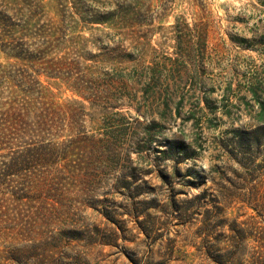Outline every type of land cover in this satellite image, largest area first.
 <instances>
[{
  "label": "rangeland",
  "instance_id": "374dc122",
  "mask_svg": "<svg viewBox=\"0 0 264 264\" xmlns=\"http://www.w3.org/2000/svg\"><path fill=\"white\" fill-rule=\"evenodd\" d=\"M0 84V113L11 102L20 108L29 91L53 109L79 102L73 120L61 121L58 142H75L73 162L85 144L90 172L103 184L97 194L71 193L65 205L76 211L56 213L55 225L41 228L50 242L44 258L0 256V264H215L200 252L195 198L214 182L244 175L236 163L225 172L227 162H254L253 176L264 172L257 168L264 146L248 134L264 104V0H0ZM154 121L160 125L152 148L166 144L167 160L158 150L137 152L135 142ZM155 162H171L170 171L172 162H182L173 186L183 180L197 186L177 197L193 224L177 219L161 192L149 211L159 223L156 242L117 229L116 244L94 243L97 228L109 234L99 211L128 209L119 179ZM156 176L144 178L156 187ZM68 222L85 224L81 240L69 238L76 235ZM205 233L212 242L220 238L218 231ZM11 249V241L0 246Z\"/></svg>",
  "mask_w": 264,
  "mask_h": 264
},
{
  "label": "trees",
  "instance_id": "16d2710c",
  "mask_svg": "<svg viewBox=\"0 0 264 264\" xmlns=\"http://www.w3.org/2000/svg\"><path fill=\"white\" fill-rule=\"evenodd\" d=\"M28 94L29 98L24 100L20 108L11 102L0 113V246L11 241L12 247L8 252H0V256L6 260L44 258V246L50 242H44L41 238V228L55 225L56 213L69 216L72 211H76L72 206L65 205V200L74 191L84 196L97 194L101 185L103 187L94 178L86 162L84 154L87 146L82 144L77 147L81 156L79 162H73L75 142L72 139L58 142L62 131L61 121L69 118L73 120L79 102L69 101L53 109L51 104L47 106L34 102L30 91ZM36 104L41 106L37 107ZM258 106L254 125L248 134L253 137L252 144L264 146V104L259 103ZM39 108L41 112L34 114ZM159 125V122L154 121L146 126L143 140L135 142V145L137 152L158 150L162 159L167 160L171 152L166 144L159 143L152 148L156 143L152 131ZM69 127V133H73V126ZM77 137L80 138V132ZM170 163L155 162L149 170L140 169L139 174H135L138 169H132L129 178L119 179L117 186L130 201L126 206L128 209L122 213L107 209L99 211L106 218L105 226L109 234H99L101 231L97 228L90 239L94 243L116 244L119 229L129 233L137 231L138 235H145L146 241L156 242L159 223L151 217L149 211L154 209L153 202L157 200L153 198L154 195L158 196L161 192L170 200L166 206L178 212L177 219L193 224L188 218V208H183L177 197L197 186L193 181L183 180L180 188L176 189L173 179L180 174L182 162H172L175 164L174 171L169 170ZM230 163H236L244 175L237 177L236 181L226 179L221 183L214 182L210 187H206V181L199 185L200 189L206 187L195 198L200 200V205L195 206L201 224L200 252L215 264H226V261L231 264H264V172L261 176H253L256 172L254 162H249V165L244 162H227L222 166L225 172L232 169L233 166L228 165ZM257 168L264 170V165ZM153 173L157 174L159 182L156 187L144 178ZM257 177H261V180L254 183ZM136 199L138 202L134 203ZM141 207H146V210ZM251 210L254 214L249 213ZM125 215L127 219H123ZM129 224H133L132 229L128 228ZM66 225L68 232L76 235L69 237L71 240H81L79 235L86 233L82 230L85 224L68 222ZM209 230L218 231L220 238L212 242L210 234L205 233ZM204 234L205 238H202ZM205 245H208V251L203 253ZM69 257L67 254L65 258Z\"/></svg>",
  "mask_w": 264,
  "mask_h": 264
}]
</instances>
